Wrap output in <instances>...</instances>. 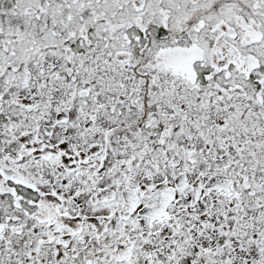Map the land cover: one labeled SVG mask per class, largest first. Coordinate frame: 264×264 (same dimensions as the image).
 <instances>
[{
  "label": "snow or ice",
  "instance_id": "1",
  "mask_svg": "<svg viewBox=\"0 0 264 264\" xmlns=\"http://www.w3.org/2000/svg\"><path fill=\"white\" fill-rule=\"evenodd\" d=\"M0 264H264V0H0Z\"/></svg>",
  "mask_w": 264,
  "mask_h": 264
}]
</instances>
